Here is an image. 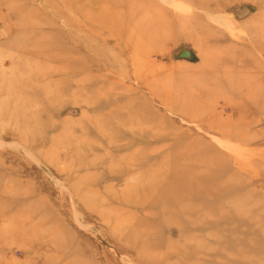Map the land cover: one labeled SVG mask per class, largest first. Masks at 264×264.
<instances>
[{"label": "rangeland", "instance_id": "1", "mask_svg": "<svg viewBox=\"0 0 264 264\" xmlns=\"http://www.w3.org/2000/svg\"><path fill=\"white\" fill-rule=\"evenodd\" d=\"M263 15L0 0V264H264Z\"/></svg>", "mask_w": 264, "mask_h": 264}, {"label": "bare ground", "instance_id": "2", "mask_svg": "<svg viewBox=\"0 0 264 264\" xmlns=\"http://www.w3.org/2000/svg\"><path fill=\"white\" fill-rule=\"evenodd\" d=\"M258 20L259 21H256L257 22L256 27L253 28V29L255 31V34H257V33L259 34L258 35L259 39H263V41H264V15L261 16ZM257 45L261 46V48H259L260 52L264 53V42L259 43ZM133 144H134V140L130 139L129 142L126 145H122L119 148L117 147V149H118V151L127 150V149H130V148H133ZM136 144H137V141H136ZM140 155H141V153L138 156H140ZM177 170H178V173H177L176 178L178 180L179 179H184V180H187V181L189 180V175L187 174L188 173L187 169H183L182 168V169H177ZM162 177H164V176H162ZM170 189H171V187L169 186V187H167L166 191L167 190L169 191ZM181 189H179V194L184 196V198L190 199L192 197V195L190 193L191 190L188 187H184V188H181ZM187 206H189V205H187Z\"/></svg>", "mask_w": 264, "mask_h": 264}]
</instances>
